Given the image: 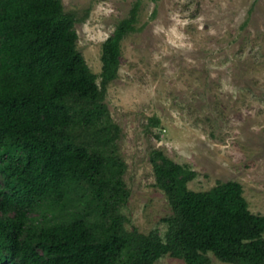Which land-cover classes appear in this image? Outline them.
<instances>
[{
	"label": "trees",
	"instance_id": "obj_1",
	"mask_svg": "<svg viewBox=\"0 0 264 264\" xmlns=\"http://www.w3.org/2000/svg\"><path fill=\"white\" fill-rule=\"evenodd\" d=\"M140 0L101 44L92 72L61 0H0V264H264V214L235 180L189 189L195 171L149 152L170 214L164 236L124 225L120 127L105 103ZM100 78L97 82V78ZM157 122V120H153Z\"/></svg>",
	"mask_w": 264,
	"mask_h": 264
},
{
	"label": "rangeland",
	"instance_id": "obj_2",
	"mask_svg": "<svg viewBox=\"0 0 264 264\" xmlns=\"http://www.w3.org/2000/svg\"><path fill=\"white\" fill-rule=\"evenodd\" d=\"M134 1L61 0L77 17L76 47L96 75L102 42ZM140 1L105 94L120 127L125 227L164 236L171 211L155 185L153 148L195 171L189 189L235 180L249 210L264 214V0ZM156 262L187 264L170 254Z\"/></svg>",
	"mask_w": 264,
	"mask_h": 264
}]
</instances>
